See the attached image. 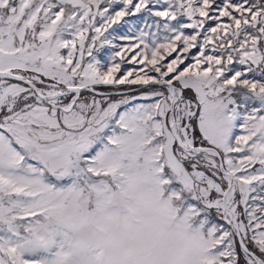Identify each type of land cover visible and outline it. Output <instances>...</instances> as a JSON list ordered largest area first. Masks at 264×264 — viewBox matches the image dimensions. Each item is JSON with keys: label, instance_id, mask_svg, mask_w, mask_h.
Returning a JSON list of instances; mask_svg holds the SVG:
<instances>
[{"label": "snow or ice", "instance_id": "obj_1", "mask_svg": "<svg viewBox=\"0 0 264 264\" xmlns=\"http://www.w3.org/2000/svg\"><path fill=\"white\" fill-rule=\"evenodd\" d=\"M0 264H264V0H0Z\"/></svg>", "mask_w": 264, "mask_h": 264}, {"label": "rangeland", "instance_id": "obj_2", "mask_svg": "<svg viewBox=\"0 0 264 264\" xmlns=\"http://www.w3.org/2000/svg\"><path fill=\"white\" fill-rule=\"evenodd\" d=\"M131 19L134 20V21L136 20V18H131ZM193 51H195V50H193Z\"/></svg>", "mask_w": 264, "mask_h": 264}]
</instances>
